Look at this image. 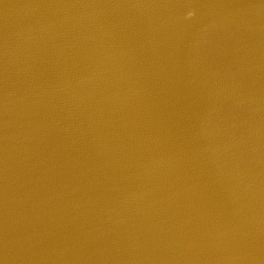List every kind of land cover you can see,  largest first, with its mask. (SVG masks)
I'll use <instances>...</instances> for the list:
<instances>
[{"label":"water","instance_id":"obj_1","mask_svg":"<svg viewBox=\"0 0 264 264\" xmlns=\"http://www.w3.org/2000/svg\"><path fill=\"white\" fill-rule=\"evenodd\" d=\"M0 264H264V0H0Z\"/></svg>","mask_w":264,"mask_h":264}]
</instances>
